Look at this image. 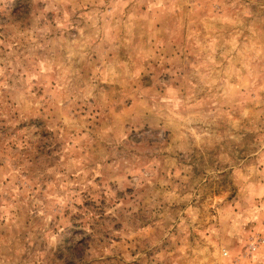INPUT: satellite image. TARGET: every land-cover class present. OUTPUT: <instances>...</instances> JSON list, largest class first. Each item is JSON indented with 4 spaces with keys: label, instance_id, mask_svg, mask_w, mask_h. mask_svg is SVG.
Masks as SVG:
<instances>
[{
    "label": "rangeland",
    "instance_id": "374dc122",
    "mask_svg": "<svg viewBox=\"0 0 264 264\" xmlns=\"http://www.w3.org/2000/svg\"><path fill=\"white\" fill-rule=\"evenodd\" d=\"M0 264H264V0H0Z\"/></svg>",
    "mask_w": 264,
    "mask_h": 264
}]
</instances>
